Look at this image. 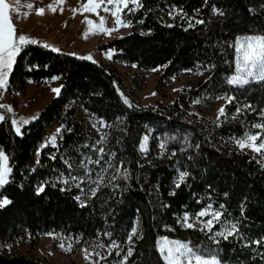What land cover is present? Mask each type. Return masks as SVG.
<instances>
[{
  "label": "trees",
  "instance_id": "obj_1",
  "mask_svg": "<svg viewBox=\"0 0 264 264\" xmlns=\"http://www.w3.org/2000/svg\"><path fill=\"white\" fill-rule=\"evenodd\" d=\"M139 4L124 11L130 33L104 46L115 52L114 60L143 70L163 69L161 79L193 70L209 71L208 79L167 105L134 107L123 101L106 65L40 43L22 47L7 90L26 80L56 77L60 92L20 134L10 113L0 108L5 115L0 150L11 168L8 183L0 187V198L10 201L0 207V264H50L12 255L4 247L24 235L33 247L44 234L77 240L78 247L115 242L119 248L108 261L119 252L117 258L126 256V264H165L157 245L162 237L219 264H264V168L234 144L264 132L255 127L264 124V80L240 87L228 83L236 71L237 38L264 36V0ZM172 11L178 12V22L165 24ZM217 98L227 99L219 122L189 112L193 103ZM77 108L118 123L105 148L115 174L94 185L84 205L77 200L81 188L72 184L78 173L70 165L89 156L92 141L75 119ZM54 122L62 126L61 136L55 146L40 149L34 162L33 151ZM148 133V151L142 153ZM155 139L161 143L159 155L154 154ZM181 173L186 174L182 182ZM209 205L221 213L211 231L183 226L184 215L195 216ZM137 219L141 235L129 239ZM226 224H236L238 235L217 236Z\"/></svg>",
  "mask_w": 264,
  "mask_h": 264
},
{
  "label": "rangeland",
  "instance_id": "obj_2",
  "mask_svg": "<svg viewBox=\"0 0 264 264\" xmlns=\"http://www.w3.org/2000/svg\"><path fill=\"white\" fill-rule=\"evenodd\" d=\"M7 2L9 3L8 0ZM36 2L37 9L43 8L44 15L48 17L52 16V19L48 17L47 21H45L46 18H44L45 20L40 19V22L43 21L41 24L44 26L43 29L32 28L30 32H28L29 35L25 36L38 41L42 45L47 44L51 46L49 47L50 49L56 48L60 52L72 54L84 59H86V57H91V59L87 60L106 65L114 73L118 92L123 101L125 103L127 101V105L134 107L167 105L176 99L179 94H187L190 90L196 89L199 85L204 83L210 75V72L207 70H193L183 71L170 78L161 79L160 77L163 73V69L143 70L138 69L134 65L114 60L115 52L111 49H105L104 46L108 42L130 33L131 26L126 20L127 14L124 13L126 9L119 13V15L123 21L128 23V26L119 27L118 30L111 31L109 34L103 31L96 32V26L99 24L100 19L103 18L105 21L104 27L109 30L114 29L116 28V18L109 12L99 9L97 10L99 13L98 15L95 12L86 11L84 6L88 4V0H64L62 4L59 3V0H37ZM50 6L55 7L56 11H53ZM129 7L136 9V6L131 4ZM177 16V11L170 12L168 17L164 20V23L171 25L178 22L176 20ZM215 17L220 18L221 15L216 14ZM89 20L93 22L92 25L87 23ZM37 25L39 26V23H37ZM93 32H95V34H93ZM86 34L87 38H85ZM245 37L251 36L238 37L235 46L238 41H241ZM233 75H236V71ZM233 75L229 76L228 80ZM251 81L256 82L260 81V79H252L250 82ZM54 89H59L58 78L56 77L37 83L26 80L23 85H18L16 83V88L14 90L9 91L7 88L6 90H0V105L6 106V110L7 107L12 109L11 112H8L11 115V119L18 121L17 126L21 130L23 126L35 120L42 108L56 96L57 93L53 91ZM226 103V98L195 102L190 106L189 112L198 116L207 117L212 122L217 123L222 116L220 109H224ZM75 119L83 126L84 131L92 141V144L89 146V156H83L80 159V163L70 165L71 168L78 173V176L74 177L72 183L73 186H79L81 188L77 200L80 204L84 205L92 196L93 186L99 184L102 178L112 177L115 174L110 161L106 158L105 148L118 123H106L102 119L88 114L81 108H77ZM25 120H27L28 123H23ZM13 128L15 131L14 126ZM61 129L62 126L58 122H54L48 126L44 136L40 142L37 143L33 151L32 160L34 162L37 161L40 149L47 146H55L57 144L58 138L61 136ZM53 136L56 137L55 144L50 143V139ZM150 139V133L142 138L141 145H144L146 148V150H142L140 145L142 153L148 151ZM242 139H244V137L238 140ZM255 143L258 145L260 141L257 140ZM234 144L241 151L250 154L264 168V154L257 153L249 147L241 149L237 144V140ZM99 148H103L104 150L102 157L98 152ZM160 152L161 143L157 139L154 145V154L159 155ZM97 160L100 162L96 163L95 161ZM0 200L2 199L0 198ZM210 211L213 210L210 209ZM185 216L189 217L187 221L184 220ZM197 216L198 214L195 216L184 215L182 217L183 226L188 227L187 224L191 223L193 225L191 228L206 229L205 221L210 217H201L197 219ZM216 222L217 221H213V226ZM133 229H135V234H133L132 231L130 236L131 239L140 237L141 229L138 219L135 221ZM224 230L225 227H221L219 232ZM165 240L168 242H180L163 237L159 238L157 241L159 252L161 242ZM77 244V240L75 241L59 234H44L37 238L33 247L30 246L28 235H24L15 240L11 245H4V247L7 249V252L12 255H29L40 262L50 264H123L124 262L123 258H117L119 252H116L114 258L108 261L113 250L111 247H105L102 244H85L78 247ZM61 245H63V247H61ZM196 255L200 256L198 253H196ZM206 259L215 258L211 257Z\"/></svg>",
  "mask_w": 264,
  "mask_h": 264
},
{
  "label": "snow or ice",
  "instance_id": "obj_3",
  "mask_svg": "<svg viewBox=\"0 0 264 264\" xmlns=\"http://www.w3.org/2000/svg\"><path fill=\"white\" fill-rule=\"evenodd\" d=\"M19 2L20 0H16L17 7L19 6ZM63 2L64 0H59V3L62 4ZM130 4L136 7L140 6L139 0H88V4L84 6V9L88 12H95L97 15L99 14L97 11L99 9L109 12L112 16H114L116 18V28L111 30L105 28V21L103 18L100 19L99 24L96 26V32L103 31L110 34L111 31H116L119 29V27L128 26V23L120 18L119 13H121L124 9H127L128 11H134V8L129 7ZM27 7L32 8L33 5L28 4ZM16 10L17 8L10 5L7 0H0V90H6L8 77L15 63V58L21 51L22 47L29 44L39 43L38 41H35L23 34H17V29L14 26L11 18L12 12ZM52 10L56 11V8L52 7ZM36 14L43 15L44 9H38ZM214 14L222 13H219L214 9ZM202 22L203 21H200V23ZM87 23L92 25L93 22L89 20ZM93 34H95V32H93ZM85 38H87V34ZM43 46L46 48L51 47L47 44H44ZM51 50L59 51L56 48H51ZM235 51L237 55L236 75H233L228 80V83L240 87L248 84L252 79L264 80V36H251L243 38L241 41L237 42ZM86 59H91V57H86ZM53 91L59 94L60 89H54ZM231 99L232 98H229V102H231ZM5 107L6 106L4 105H0V108ZM7 111L11 112L12 109L7 107ZM237 111H239V109ZM220 113L221 115L224 114L223 108L220 109ZM3 121H5V115L0 114V122ZM23 123H28V121L25 120ZM11 124L15 127L17 134H20L21 130L17 126L18 121L12 119ZM255 127L264 130V124H257ZM262 136H264V132L260 134L246 135L244 139L237 140V144L241 149L249 147L257 153L264 154V139L261 138ZM257 140H260L258 145L255 143ZM55 141L56 137L53 136L50 139V143L55 144ZM141 149L146 150L144 145H141ZM98 152L102 157L104 152L103 148H99ZM7 160L8 157L3 153L2 150H0V187H3L6 183H8V176L11 173V168L7 166ZM95 162L99 163L100 161L97 160ZM185 175V173L180 174L181 182L183 181ZM177 186H179V183ZM39 191H43V188H40ZM9 203L10 201L4 198L0 200V207L6 206ZM210 209L211 205H209L208 208L200 211L197 216V219L201 217H210L205 221V228L208 231H211L213 221H219L221 218L220 212L210 211ZM188 219L189 217H184L185 221ZM187 226L189 228L193 227L191 223H188ZM133 234H135V229H133ZM216 235L221 236L224 239H228L229 236L238 235L237 225L226 224L225 230L222 232H217ZM129 239H131V237ZM256 243H261V241H257ZM61 247H63V245H61ZM111 248L118 249L119 245L113 242L111 244ZM160 252L163 259L165 260V264H219V262L215 259H206L196 255L195 251L189 245L180 242H168L166 240L162 241ZM128 255H131V249H129ZM126 260L127 257L125 256L123 258L124 264H126Z\"/></svg>",
  "mask_w": 264,
  "mask_h": 264
},
{
  "label": "crops",
  "instance_id": "obj_4",
  "mask_svg": "<svg viewBox=\"0 0 264 264\" xmlns=\"http://www.w3.org/2000/svg\"><path fill=\"white\" fill-rule=\"evenodd\" d=\"M9 4L12 5L13 7H16L17 10L13 11L11 14V17L13 19V24L17 29V34H24V35H29L28 32H30V29L32 28H38V29H43L44 26L41 24L43 21H39L40 19L45 20L52 19V16H46V15H38L37 13V0H20L19 6L17 7L16 5V0H8ZM32 4V8H28L27 5ZM48 17V18H47ZM39 23V26L37 25ZM42 32V31H40Z\"/></svg>",
  "mask_w": 264,
  "mask_h": 264
}]
</instances>
